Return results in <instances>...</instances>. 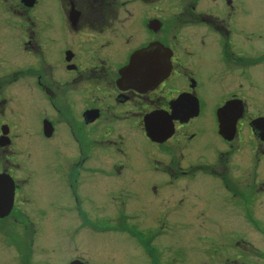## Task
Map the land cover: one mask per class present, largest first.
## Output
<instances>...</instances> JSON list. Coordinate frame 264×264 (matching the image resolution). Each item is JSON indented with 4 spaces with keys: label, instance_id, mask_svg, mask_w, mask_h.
Here are the masks:
<instances>
[{
    "label": "flooded vegetation",
    "instance_id": "af4514ba",
    "mask_svg": "<svg viewBox=\"0 0 264 264\" xmlns=\"http://www.w3.org/2000/svg\"><path fill=\"white\" fill-rule=\"evenodd\" d=\"M260 107L264 0H0V264H170L177 230L244 257Z\"/></svg>",
    "mask_w": 264,
    "mask_h": 264
},
{
    "label": "rangeland",
    "instance_id": "374dc122",
    "mask_svg": "<svg viewBox=\"0 0 264 264\" xmlns=\"http://www.w3.org/2000/svg\"><path fill=\"white\" fill-rule=\"evenodd\" d=\"M260 109L264 110V107H260ZM191 232L184 230L167 232L169 233L167 250L170 264H226L225 261L227 260L230 262L235 261L234 256L239 260L238 263L242 260L244 262L248 260L249 264H264V240L258 236L259 234H254L253 231L250 232L253 234L251 237L253 246L246 249L247 252L244 257L240 255L242 251H238L236 255L231 256L237 248L233 244L235 236H230V233L226 236L223 235L225 233L220 235L222 231H218V235L214 234L213 237L218 238L219 242L210 243L209 240L214 238H207L210 236L208 233H201L202 240L196 241L195 235ZM233 234L238 233L234 232ZM227 238L230 243L224 241ZM106 243L109 247L107 253L110 256L104 259L105 263L141 264L138 258L132 257V254L136 253L135 246L123 240L121 236H108L106 237Z\"/></svg>",
    "mask_w": 264,
    "mask_h": 264
}]
</instances>
